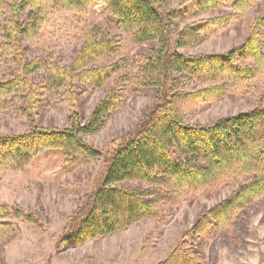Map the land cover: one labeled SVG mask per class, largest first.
Segmentation results:
<instances>
[{
    "label": "rangeland",
    "instance_id": "rangeland-1",
    "mask_svg": "<svg viewBox=\"0 0 264 264\" xmlns=\"http://www.w3.org/2000/svg\"><path fill=\"white\" fill-rule=\"evenodd\" d=\"M20 1L0 4V43L6 40L12 46L0 49V81L15 76L19 54L28 62H38L40 69L30 76L31 90L0 93V134L18 135L32 125L70 127L75 117L87 119L95 104L113 89L120 96L119 108L99 132L83 137L85 143L109 154L155 98L153 87L141 85L139 60L157 43L137 42L102 1L68 8L62 0H44L37 14L32 10L35 7L13 10L12 4ZM235 1L224 0L221 8L199 12L198 0H167L168 9L177 13L176 29L192 25L203 35L198 44L177 50L184 55L223 53L241 44L249 25L264 14V0L250 1L238 15L232 9ZM11 24L19 30L8 39L4 27ZM92 34L98 40L101 35L108 39L114 52L71 72L73 79L57 85L53 71L69 65ZM116 62L122 63L121 68L104 79L109 70H101ZM123 76L125 80L119 84L115 79ZM219 84L196 85L192 92L199 90L200 95L181 107L187 124L206 125L252 109L264 87V72L252 80L233 82L224 94L213 92L203 97L204 88ZM105 164L103 155L69 159L60 149L49 147L40 148L21 167L1 168L0 205L11 212L0 221V264H168L182 234L201 211L234 194L240 184L244 189L252 178L247 172H238L214 189L122 182L128 188L157 187L161 199L156 214L78 246L61 242L74 211L100 181ZM18 209L31 213L35 222L15 216ZM234 215L223 229L208 230V237L201 242L202 264H264V195ZM2 222L8 226L3 227Z\"/></svg>",
    "mask_w": 264,
    "mask_h": 264
},
{
    "label": "trees",
    "instance_id": "trees-1",
    "mask_svg": "<svg viewBox=\"0 0 264 264\" xmlns=\"http://www.w3.org/2000/svg\"><path fill=\"white\" fill-rule=\"evenodd\" d=\"M43 1L21 0L12 4V9L18 12L35 7L32 10L37 14ZM62 1L68 8L102 1L137 42L157 43L156 48L141 55L139 60L141 85L153 87L155 98L136 126L109 154L85 143L83 137L99 132L119 108L120 96L113 89L95 104L87 119L82 121L75 117L70 127L32 125L18 135L0 134V169L23 166L40 148L60 149L69 159L105 156L100 181L92 192L85 195L69 221L70 226L60 237L61 242L72 246L113 234L156 214V204L161 199L157 187L128 188L121 185L122 182L136 180L164 187L214 189L221 182L232 180L238 172L251 174L248 185L243 189L244 185L240 184L235 190L236 195H229L201 211L192 226L182 234L168 263L202 264L201 242L208 237V230L223 229L231 223L237 210L264 195V87L252 109L224 116L206 125L187 124L181 107L200 95L199 90L192 92L197 84L220 83L204 88L203 97L213 92L224 94L233 82L252 80L264 72V14L249 25L241 44L223 53L184 55L177 49L198 44L203 35L200 28L192 25L176 29L177 13L168 9L167 0ZM250 1L253 0H236L232 9L238 15ZM1 2L3 4L4 0ZM223 2L198 0L197 9L199 12L213 11L221 8ZM4 30L5 38L10 39L19 29L18 25L11 24ZM11 47L10 41L0 43V49ZM114 50L115 47L102 35L99 40L95 34L90 35L83 51L69 65L53 71V77L59 80L57 85L66 78L73 79L71 72ZM18 62L15 76L0 81V93L31 90L34 85L30 76L40 69V64L26 61L22 54L18 55ZM121 64L116 62L103 68L102 73L109 70L104 79L116 73ZM115 80L121 84L125 76ZM10 212L0 205V221ZM13 213L27 222H35L31 213L21 209ZM2 226L7 227L8 223L2 222Z\"/></svg>",
    "mask_w": 264,
    "mask_h": 264
}]
</instances>
